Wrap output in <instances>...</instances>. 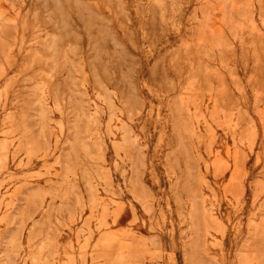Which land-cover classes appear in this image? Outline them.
I'll return each instance as SVG.
<instances>
[{
    "label": "rangeland",
    "instance_id": "obj_1",
    "mask_svg": "<svg viewBox=\"0 0 264 264\" xmlns=\"http://www.w3.org/2000/svg\"><path fill=\"white\" fill-rule=\"evenodd\" d=\"M0 264H264V0H0Z\"/></svg>",
    "mask_w": 264,
    "mask_h": 264
}]
</instances>
